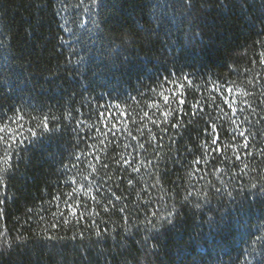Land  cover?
<instances>
[{
    "label": "trees",
    "instance_id": "1",
    "mask_svg": "<svg viewBox=\"0 0 264 264\" xmlns=\"http://www.w3.org/2000/svg\"><path fill=\"white\" fill-rule=\"evenodd\" d=\"M102 3L106 6L93 7L91 0H0V114L11 116L12 107L43 113L57 117L50 127L60 128L18 156L13 153L7 173L0 162V264H264V203L258 191L264 158L255 154L264 147V66L258 62L264 47L257 43L264 41V0ZM169 73L190 75L198 89L189 91L188 101L200 102L204 111L185 117L179 128L157 127L147 118L129 123L137 140L127 133L113 140L109 134L101 144L90 127L103 128L98 113L108 107L115 114L111 106L127 101L131 115H152L145 103L153 99L149 89ZM230 82H235L230 99L245 108L236 117L214 89L215 83L223 92ZM237 86L254 93L243 98L254 112L239 103ZM245 116L241 127L254 135L252 156L239 149L243 163L235 159L237 148L222 156L202 147L207 138L202 130L212 123L221 147L242 144L229 117L240 123ZM144 124V133L137 132ZM148 128L156 137L151 142ZM244 163L248 169L242 172ZM73 199L81 201L85 218L52 229V214L64 211L67 217L64 201ZM109 200L116 208L105 212L103 205L112 208ZM92 209L99 214L89 216ZM45 228L56 238L45 239Z\"/></svg>",
    "mask_w": 264,
    "mask_h": 264
},
{
    "label": "snow or ice",
    "instance_id": "2",
    "mask_svg": "<svg viewBox=\"0 0 264 264\" xmlns=\"http://www.w3.org/2000/svg\"><path fill=\"white\" fill-rule=\"evenodd\" d=\"M81 2H83V0H81ZM91 4L93 7L106 6L102 3V0H91ZM257 43L261 44L262 47H264V41H257ZM258 62L260 65L264 66V50L260 51ZM234 83L235 82H230V86H227L223 92H221V87L223 86H219L214 83L215 91L220 92L224 104L227 105L229 109H231L232 117H236L238 112L243 113L245 111L244 107L236 106L237 101L235 98L230 99V96H232L234 92V87L231 85H233ZM248 84L252 85L253 81L249 80ZM194 89H198V85L194 83L193 79L190 78V75H185L183 73H180L179 75L175 73H169L167 76L159 79L156 82L155 87L149 89V91L152 93L153 99L151 104H147V102L145 103L147 107L153 110L152 115H149L148 111H143L142 114L136 113V115H139V121H137L136 115H131L127 111L130 105H128L127 101H125L123 104L117 103L111 106L115 108V114H113L112 111H109L108 107H106L104 111L98 113V124L102 125L103 128L96 124L91 125L90 127L95 129L97 136L103 138L100 140L101 144H104V141L108 140L109 134H111L113 140L117 137L118 134L122 135L124 133H127V136L131 137L133 140H137L138 137L133 135V132L128 127V125L129 123H141L145 118H147L148 122L157 127H159L160 124H171L172 127L179 128L182 126V122L185 117H195L199 113L204 111L200 102L190 103L188 101L189 91ZM235 93L236 95L241 97L239 101L241 105H247L249 109H252L253 112L255 111V109L252 108V104L248 100L243 99L244 97L254 95V93L248 91L246 88H242L239 86L235 87ZM141 95L143 94L141 93ZM130 99L136 104H139L141 102L137 100L136 97H130ZM210 99L214 101L215 97H210ZM217 107L219 108V105H217ZM11 111V116L0 114V148L3 149V155L0 156V162L5 165L2 170L4 173H7L13 167V153L18 156L19 152L21 150L26 151L29 145H35L43 137L51 134L53 131H60V128L56 125H52L50 127V124L58 119L55 116L50 117L49 115L43 113L39 115H32L31 113H26L25 111H22L21 109L16 107H12ZM221 112H223V109H221ZM156 113H159L160 116L157 119H153V116H155ZM224 114L227 115L226 113ZM69 115L71 114L69 113ZM232 117H229L232 125H235V127L232 128V132L242 138V144L238 146L225 144L223 147H221V136L218 131V127L215 123H212L209 127H205L202 130L207 134V138L202 147L222 156L225 155V149L237 148L238 150L234 152L235 159L243 163L239 149L244 150L243 156H252L253 152L250 150L252 148V145H250L249 143V138L254 134L251 133L249 129L241 127V124L244 123V121L248 120L247 116H245L244 120L240 121V123H237V119H232ZM190 122L191 121L189 120V123ZM144 128H147V124H144L142 127H137L136 131L143 134ZM73 131H75V129H73ZM161 131L166 132L168 131V128H162ZM148 135L150 138L149 142L156 139L155 134L152 132L151 128H148ZM236 135H233V140L236 139ZM139 146L141 148H144L143 143H140ZM92 147L95 148V145H92ZM125 147H127V145ZM106 148L107 145H105V150ZM255 154L260 156L261 158H264V147L256 149ZM225 158L227 157L225 156ZM77 159H79V157H77ZM96 159L98 160L99 157H96ZM193 163L199 164L200 161L194 160ZM124 164L132 167L133 171H139V168L133 166L131 161L127 159H124ZM103 166L107 167V165ZM89 167L92 168L93 172L97 171V169L91 163L89 164ZM245 169H248L247 163H244V168L241 169V171L243 172ZM3 179L4 177L0 176V183L3 182ZM129 183H131V181H129ZM252 188H257V185L253 184ZM81 189H83V185L80 186V189H73V192H79ZM87 191L90 193L92 191L91 187H89ZM217 191H219V189H217ZM258 191L261 194L262 203H264V183L259 186ZM112 195L117 201L122 199V197L116 195V193L114 192L112 193ZM229 195H231V193H229ZM67 196L72 199L73 193H67ZM55 199L59 200V197H56ZM91 199L99 203V200L96 196H91ZM254 202L255 201L253 200V203ZM3 203L4 201L0 200V205H2ZM64 204L66 209L68 210V216H65L64 211L54 212L52 214L54 218L53 222L51 223L52 229H57L61 226V224H70L73 220L77 224H79L85 218V212L79 210L81 201L73 199V201L70 203L68 200H65ZM108 204H111L112 208H109L107 205H103L102 207L105 212L111 211L113 208H116V205L113 204L111 200L108 201ZM59 207L60 205L57 204V209H59ZM117 210L123 212L124 208L121 207ZM88 214L89 216H95L99 213L95 209H92ZM2 215L3 208H0V216ZM175 215L176 213L174 212L169 213L170 217ZM57 221H59V223H57ZM167 222L168 224H173L172 219H168ZM90 226H95V219L91 220ZM104 231L106 232L107 230L105 229ZM44 232L46 233L45 239L52 240L56 238L52 235H47V228L44 229ZM96 235L97 237H101L102 233L100 231H97ZM79 237L81 240L85 238L83 232L79 233ZM76 238V235L72 236L73 240H75ZM153 247L155 246L153 245Z\"/></svg>",
    "mask_w": 264,
    "mask_h": 264
}]
</instances>
